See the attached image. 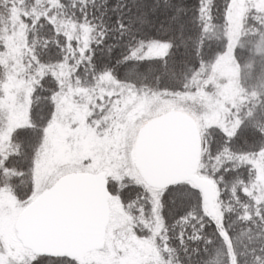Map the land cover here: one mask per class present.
Masks as SVG:
<instances>
[{
	"label": "snow or ice",
	"instance_id": "snow-or-ice-1",
	"mask_svg": "<svg viewBox=\"0 0 264 264\" xmlns=\"http://www.w3.org/2000/svg\"><path fill=\"white\" fill-rule=\"evenodd\" d=\"M0 264H264V0H0Z\"/></svg>",
	"mask_w": 264,
	"mask_h": 264
}]
</instances>
